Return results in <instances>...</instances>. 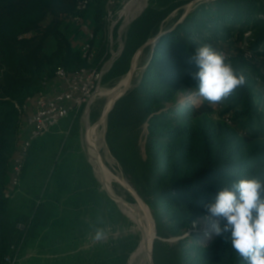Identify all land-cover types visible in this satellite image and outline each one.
<instances>
[{
    "label": "trees",
    "instance_id": "16d2710c",
    "mask_svg": "<svg viewBox=\"0 0 264 264\" xmlns=\"http://www.w3.org/2000/svg\"><path fill=\"white\" fill-rule=\"evenodd\" d=\"M79 1L0 0V264H16L13 259L25 238L24 233L32 231L34 224L31 217L12 211L10 201L20 192L38 139L28 149L19 186L11 197L4 194L18 120L17 106H24L28 115L43 82L54 79L58 69L73 74L87 68L89 62L100 59L101 52L94 45L102 29L106 0H89L83 12L77 9ZM190 1L152 0L133 21L126 48L138 50L149 38L156 37L161 33L160 24L174 10ZM202 1H196V8L185 15L183 22L162 30L163 34L153 44V55L140 84L124 93L107 117V142L113 150L121 141L114 142L112 134L116 137L123 129H135L144 122L148 123L146 165L149 168L153 165L156 152L166 157L162 172L154 168L155 179L151 186L175 199L173 206L186 220V228L198 216L208 215L205 205L213 202L223 188L230 189L242 178L255 177L264 181V148L245 149L246 144L256 143L264 136V124L253 125L252 122V113L259 109V105L255 104V94L248 91L251 86L247 81L243 88L236 89L226 98L230 106L223 108L217 117L214 108L205 101L187 104L177 111L170 107L168 113L173 115L172 118L151 116L162 105L175 102L181 90L179 76L185 75L196 87L190 73L197 69L190 57L204 43L215 48L216 42L227 40L222 34H215L217 23H226L232 14L243 17V10L263 0ZM90 10L94 13L93 37L88 40L89 48L84 57L82 51L72 44L73 34L80 32L74 18L82 16L86 19ZM261 21H256L255 25L262 24ZM206 35L213 41L205 39ZM246 42L240 56L223 52L236 70L250 69L251 61L264 55V32L260 38L247 39ZM90 54L92 58L88 59ZM258 80L264 89V76ZM254 90L264 104V94L258 93L262 88ZM229 114L230 118L226 119ZM216 219L222 227L225 221ZM225 236L228 239L219 235L210 237L213 242L201 249L199 264H246L231 245L230 231Z\"/></svg>",
    "mask_w": 264,
    "mask_h": 264
},
{
    "label": "rangeland",
    "instance_id": "374dc122",
    "mask_svg": "<svg viewBox=\"0 0 264 264\" xmlns=\"http://www.w3.org/2000/svg\"><path fill=\"white\" fill-rule=\"evenodd\" d=\"M151 1H147V7ZM196 1L192 0L174 10L160 24L159 32L183 22L185 15L196 8ZM122 9L119 8L111 15L104 12L102 29L94 45L101 52L100 59L89 62L87 68H103L100 88L113 89L124 78L122 93H126L140 84L153 55V44L158 39L154 36L149 38V41H155L147 49L126 48L128 32L133 22L124 25L129 17L126 10L128 7L124 10L125 15H120ZM232 15L228 16L226 23L219 22L215 26V34H222L227 38L216 42L215 49L236 57L241 55L242 48H246L247 39L260 38L264 32V0L243 10V17ZM258 20H262V24L255 25ZM208 25L211 26L212 23ZM205 37L213 41L209 35ZM83 39L86 41L85 37ZM262 42L263 40L261 45ZM138 51L140 52L135 59L131 75L132 59ZM249 67L250 69L244 67L236 71L245 75L247 83L251 86L248 91L255 94V104L259 105V109L252 113L253 125L264 124V104L257 98L254 90L262 88L258 93L264 94L262 83L258 80L264 76V55H258ZM179 79L181 90L175 102L162 105V108L151 116L172 118L173 115L168 113L170 107L177 111L185 108L187 104L204 102L195 95L196 87L190 79L185 75L179 76ZM97 91L90 105L74 111L46 132L32 149V157L20 192L10 201L12 211L31 217L34 222L32 231L24 233L25 238L15 253L13 262L16 260V264H129L132 251L138 246L140 238L137 232L132 229L133 226L121 208L103 188L89 161L85 141V114L87 112L89 123L94 125L107 102V96L98 94ZM211 106L215 110L214 116L217 117L223 108L226 109L230 105L225 99ZM17 108L18 120L13 133L9 167L11 158L27 137L26 111L23 107ZM225 118L229 119L230 114ZM147 134V122L135 129H123L116 137L112 134L114 142L121 141L113 150L107 142L106 120L100 134L103 162L109 172L115 173L114 175L121 174L147 206L159 237L153 245L154 264H199L201 249L207 243H212L210 237L216 235L213 224L220 223L209 215L198 216L190 227L186 228V220L173 206L175 199L159 188L153 189L151 181L155 179L154 168L162 172L166 157L156 152L153 165L150 168L146 165ZM252 147L264 148V136L256 143L245 145L246 150H252ZM8 180L9 176L6 174L5 188ZM112 187L119 196L133 202L125 186L113 180ZM97 231L103 232V238L100 240L95 239ZM133 264L146 262L142 257H138Z\"/></svg>",
    "mask_w": 264,
    "mask_h": 264
},
{
    "label": "clouds",
    "instance_id": "9594fccd",
    "mask_svg": "<svg viewBox=\"0 0 264 264\" xmlns=\"http://www.w3.org/2000/svg\"><path fill=\"white\" fill-rule=\"evenodd\" d=\"M190 62L197 71L190 73L196 81L195 95L210 105L219 104L236 89L243 88L246 77L237 72L223 52L204 43L191 54ZM210 217L225 221L213 224L216 235L230 231L231 245L246 264H264V181L242 178L229 188L220 190L213 202L205 205ZM103 238L97 231L96 240Z\"/></svg>",
    "mask_w": 264,
    "mask_h": 264
},
{
    "label": "built area",
    "instance_id": "2783aa9c",
    "mask_svg": "<svg viewBox=\"0 0 264 264\" xmlns=\"http://www.w3.org/2000/svg\"><path fill=\"white\" fill-rule=\"evenodd\" d=\"M130 1L106 0L105 12L107 15H111L119 8L124 9ZM88 5L89 0H80L77 9L79 12H83ZM74 21L86 36V41L81 48L82 55L86 57L89 48L88 40L93 37L91 26L82 16L75 17ZM90 58H92L91 54L88 56V59ZM103 74V68H82L73 74L58 69L54 79L43 82L42 89L34 98L32 110L26 116L27 137L12 159L9 181L4 191L5 197H11L20 184L22 167L32 142L56 127L61 120L67 118L74 111L85 105H90L95 97V91L101 87ZM23 108L26 111L24 106Z\"/></svg>",
    "mask_w": 264,
    "mask_h": 264
},
{
    "label": "bare ground",
    "instance_id": "6f19581e",
    "mask_svg": "<svg viewBox=\"0 0 264 264\" xmlns=\"http://www.w3.org/2000/svg\"><path fill=\"white\" fill-rule=\"evenodd\" d=\"M148 0H131L125 8L120 12V15H125L124 10L128 7V20L125 23H128L132 18H134L140 11L145 7ZM189 7V6H188ZM156 39V38H155ZM155 41V40H154ZM113 58V56H112ZM124 78L118 85L113 89H104L99 88L97 93L107 96V102L103 109L102 115L99 120L91 125L88 120V114L86 112L85 116V141L87 146V153L89 161L93 166L96 176L99 178L103 188L106 192L115 199L129 220L130 225L133 226L132 229L137 232L140 240L137 248L130 255L129 264H133L135 259L142 257L146 264H151L150 256L153 251L154 242L153 238L155 235V225L153 218L145 205L142 199L134 191V189L127 183V181L122 178L120 175H114L109 172L106 165L103 162L101 156V128L105 125L106 120H103L106 116L107 111L111 107L113 101L116 97L122 94ZM86 111V110H85ZM105 158V157H104ZM108 163V162H107ZM109 164V163H108ZM111 164V162H110ZM109 166V165H108ZM111 168V167H110ZM112 170V169H111ZM118 171V170H117ZM113 172V171H112ZM113 180L119 182L126 187L128 193L133 198V202H128L124 197L119 196L112 187ZM122 187V186H121Z\"/></svg>",
    "mask_w": 264,
    "mask_h": 264
},
{
    "label": "water",
    "instance_id": "95a60500",
    "mask_svg": "<svg viewBox=\"0 0 264 264\" xmlns=\"http://www.w3.org/2000/svg\"><path fill=\"white\" fill-rule=\"evenodd\" d=\"M147 5H148V4L145 5V7L140 11V13H138L134 18H132L128 23H125L124 25H128V24L132 23L135 19H137V18L143 13V11H144L145 8L147 7ZM162 34H163V32L159 33V34L156 36V38L160 37ZM152 42H154V41H148L147 43H145V44L141 47V49H143L146 45H148V44H150V43H152ZM139 52H140V51H138V52L134 55V57H133V59H132L131 75H132L133 70H134V67H135V59H136V57L138 56ZM124 93H125V92H123L121 95H119L118 97L115 98V100L113 101L111 107H110L109 110L107 111L106 116H105V118H104L103 120H107V117H108V115H109V112H110L111 109L113 108L115 102H116V101H117V100H118V99H119ZM112 199H113V198H112ZM113 200H114V201L118 204V206L120 207L119 203H118L115 199H113ZM157 238H159V237L157 236V230H155V235H154L153 241H155V239H157ZM152 247H153V246H152ZM150 262H151V264H154V261H153V254H151V256H150Z\"/></svg>",
    "mask_w": 264,
    "mask_h": 264
},
{
    "label": "crops",
    "instance_id": "0c3cea01",
    "mask_svg": "<svg viewBox=\"0 0 264 264\" xmlns=\"http://www.w3.org/2000/svg\"><path fill=\"white\" fill-rule=\"evenodd\" d=\"M105 3H106V1H105ZM105 7V6H104ZM105 12V11H104ZM86 20H87V22L91 25V30H92V28H93V26H94V13H93V11L92 10H90L88 13H87V15H86ZM83 37H85L86 38V36H85V34L84 33H82L81 31L77 34V33H75V34H73V36H72V44H73V47L75 48V49H79V50H81V48H82V46H83V44L85 43V40L83 39ZM82 39H83V41H82ZM74 40H75V42H74ZM75 44H76V46H75ZM26 130H27V133H28V127H26ZM17 153V152H16ZM16 155V154H15ZM14 155V156H15ZM14 156L11 158V160H10V162L12 161V159L14 158ZM12 163V162H11ZM10 165H8V167H9ZM9 172H10V167H9V169H7V172H6V174H7V177L9 176ZM9 181V180H8Z\"/></svg>",
    "mask_w": 264,
    "mask_h": 264
}]
</instances>
